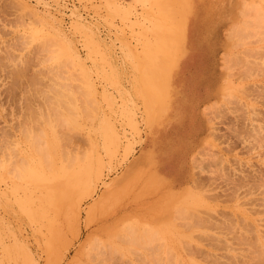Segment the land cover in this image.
I'll use <instances>...</instances> for the list:
<instances>
[{
    "label": "rangeland",
    "instance_id": "1",
    "mask_svg": "<svg viewBox=\"0 0 264 264\" xmlns=\"http://www.w3.org/2000/svg\"><path fill=\"white\" fill-rule=\"evenodd\" d=\"M241 2L0 0V264H73L86 237L121 236L128 220L154 238L133 255L118 240L107 264L251 262L264 239V33L241 32L242 59L225 67ZM73 144L95 160L89 196L73 189L76 157L58 170Z\"/></svg>",
    "mask_w": 264,
    "mask_h": 264
},
{
    "label": "bare ground",
    "instance_id": "2",
    "mask_svg": "<svg viewBox=\"0 0 264 264\" xmlns=\"http://www.w3.org/2000/svg\"><path fill=\"white\" fill-rule=\"evenodd\" d=\"M242 2H241V5H240V9L238 10L239 11V15H240V18H241V21L239 22V23H234V24H232L231 26H230V28L228 29V36H227V39L228 40H231L232 39V41L234 40L235 42H233L234 43V47L235 48H233V49H235L234 50V53H233V56L231 55V53L230 54H227V53H223V55H222V62H223V64L225 65V67L227 68L228 66H231V64L233 63H237L240 59H242L241 58V56H240V49H239V47L242 45V39L239 37L240 35H242V33L241 32H243V34H247V33H250V31H252L251 29H252V27L253 26H255V25H258V26H261V25H263L262 27H263V33H264V5L261 7L260 6V4H259V2H258V0L255 2V1H248V0H241ZM263 1V0H262ZM249 12V19H248V21L247 20H245V16H246V14ZM233 47V46H232ZM232 49V50H233ZM248 51H251L250 49H248ZM71 57L73 58V60H74V62H76V61H78L74 56H72V54L70 55L68 52L66 53V55H65V58L67 59V60H71ZM244 61H246V59H244ZM229 62H231V64L229 63ZM232 64V65H233ZM88 135V134H87ZM56 138V137H55ZM88 138H89V136H88ZM58 140V139H57ZM59 140H61L60 138H59ZM89 141V140H88ZM58 142H60V141H58ZM58 142L56 141V143L58 144ZM62 143V142H61ZM71 143V142H70ZM90 143V142H89ZM55 144V147L57 148V147H59V145L60 144ZM57 145V146H56ZM62 145V144H61ZM61 145H60V147H61ZM67 145H69V141H68V144ZM76 144H73L72 146L70 145V147L68 146H66L68 149H61L60 150V152L62 153L63 151H64V153H60L59 152V150H58V152L60 153L59 154V156L60 155H62L63 157H65L63 160H65L66 159V167H67V164H68V167L66 168L65 166H63V164H60L61 166L59 167L60 169H58V170H61L60 172H68L69 171V167H70V165H71V163L73 162V163H75L74 161L76 160L75 159V157L77 158V160H79L80 161V163L79 162H76V165H74V166H72L71 165V168H70V171H71V175L73 176V178H74V185H73V189H76L77 190V193H80L81 195H90V193H91V191H92V188H93V184H94V179L96 178V172H97V170H95L96 168H95V160L92 158V157H88L87 159H85V160H80L78 157H77V155H75L74 154V156H72V152H73V150H71V148H74V146H75ZM81 145V144H80ZM78 146V145H77ZM60 147H59V149H60ZM81 148V150H82V146H80ZM77 149V148H76ZM66 151V152H65ZM84 151V150H83ZM94 151V150H93ZM41 153H43V151L41 150L40 151ZM93 153V152H92ZM92 156V155H91ZM69 157V158H68ZM70 157H72L73 159H71ZM67 159H69V161L67 160ZM74 160V161H73ZM69 162H70V165H69ZM58 168V167H57ZM65 169V170H64ZM57 170V169H56ZM58 170H57V172H58ZM64 170V171H63ZM68 170V171H67ZM69 171V172H70ZM58 174V173H57ZM59 174H61V173H59ZM63 175V174H62ZM61 175V176H62ZM67 176H70V175H67ZM250 183V182H249ZM248 183V184H249ZM247 184V183H246ZM250 185H251V183H250ZM262 200H263V198H262ZM261 200V198H260V201H262ZM259 201V202H260ZM258 202V201H257ZM264 202V201H263ZM262 202V203H263ZM261 203V202H260ZM259 203V204H260ZM260 204L261 206H263L264 205V203L263 204ZM77 209V208H76ZM120 217V216H119ZM125 217V216H124ZM123 218V217H122ZM122 218H120V219H122ZM126 218V217H125ZM128 220V219H127ZM88 221V220H87ZM115 221V220H114ZM120 223V222H119ZM248 223H250V222H248ZM247 223V224H248ZM123 224V223H122ZM247 224H245V225H247ZM255 224V223H254ZM230 225L231 224H229V227H230ZM241 225V224H240ZM242 225H244V223L242 224ZM86 226H88V224L86 225ZM148 223L147 224H144V228H142V230H139V229H137V227H135V225H133L132 224V221L130 220H128V221H125L124 222V224H123V228L121 227V225H120V227H121V229L122 230H126V232L125 233H122V235L121 236H117L118 234H116L115 232H113L112 231V229L113 228H110V229H106V228H104V229H106V230H103V228H102V230L101 231H99L97 234L95 233L94 234V232H93V235H90V236H88V237H86L85 238V240H84V242L82 243V245H81V251H80V253H78L77 255H75V258L77 259H75L76 261H75V263H73V264H105L104 262H106V264L108 263V262H110V260L112 259V257H111V253L110 252H108V250H111V249H116L117 247V242L119 243V241L118 240H124L125 242V245L127 246V248H128V250L129 251H131V254L133 253V247H134V243H136V245H137V243H138V240H141V241H148V242H151L152 240H153V238H154V236H152V234H155L154 232H151L150 230H148ZM223 226V225H222ZM221 226V227H222ZM226 226H228V225H226ZM232 226H233V224H232ZM250 226H251V228L253 227V224L251 225V223H250ZM119 227V226H118ZM234 229L236 230V226L234 225ZM240 228H243V227H241V226H239ZM238 227V228H239ZM84 228H87V227H84ZM117 228V227H116ZM224 228V227H223ZM228 228V227H227ZM231 228V227H230ZM233 228H231V230H233V237L234 238H230L231 240H233L234 239V241H235V238H237V236L235 237L234 235H236L235 233H234V230ZM246 229L247 228H245V231H246ZM249 229V231H250V228H248ZM254 228H252L251 229V231H250V233L249 234H259L258 233V231L255 233L254 231H255V229L253 230ZM224 230V229H223ZM222 230V231H223ZM77 231V230H76ZM98 231V230H97ZM118 231H119V229H118ZM228 231H230V229L228 228ZM254 233H253V232ZM260 231V230H259ZM241 232H242V229H241ZM244 232V231H243ZM77 233V232H76ZM222 233V232H221ZM226 232L224 231L222 234H225ZM236 233H237V231H236ZM245 233V232H244ZM246 233H247V231H246ZM81 233H80V231H78V233H77V235H75V236H79ZM231 234H232V232H231ZM239 234H240V231H239ZM242 234V233H241ZM246 234H244L243 235V237L245 236ZM254 235H253V237H254ZM151 236H152V240H151ZM239 236H241V235H239ZM238 236V238H240ZM248 236H250V235H248ZM259 236H260V234H259ZM262 236V235H261ZM261 236L260 237H258V235H256V237H254V238H252V241H253V239H254V241H253V245L251 246L252 248H256L257 247V251L256 252H258L257 254H251L252 252L254 253L255 252V250L256 249H253L252 250V248H250V249H248L249 250V252L251 251V253L249 254V255H251V257H249V260H248V263L249 264H264V241H262V240H264V239H262L261 238ZM252 237V236H251ZM263 237V236H262ZM248 238H250V237H247V239ZM243 239V238H242ZM262 239V240H261ZM50 240H51V238H50ZM50 240H49V242H50ZM249 240V239H248ZM248 240H246V242L248 241ZM141 241H139V243H141ZM237 241L238 242H240L241 243V241H243V240H238V239H236V243H237ZM250 242H251V240H249ZM51 242H53V240H51ZM121 243H123V242H121ZM138 243V244H139ZM242 244H244L243 242H242ZM250 244L248 245V247H250ZM51 245V244H50ZM121 245H123V244H120L119 246H121ZM230 245V244H229ZM228 244H227V247L228 248H231L232 246H229ZM232 245H234V243L232 244ZM238 245V244H237ZM246 245V244H245ZM52 246H55L54 245V242H53V244H52ZM133 246V247H132ZM241 246H243V245H241ZM255 246V247H254ZM51 247V246H50ZM49 247V248H50ZM52 249L54 248V247H51ZM56 248V247H55ZM54 248V249H55ZM241 248V247H240ZM247 248V247H246ZM53 249V250H54ZM119 249V248H118ZM56 250V249H55ZM133 250V251H132ZM58 251V250H57ZM78 251V252H79ZM122 251V250H121ZM234 251H235V249H234ZM245 251L246 252H248L246 249H245ZM244 251V252H245ZM255 252V253H256ZM50 253V252H49ZM52 254H54L53 253V251L51 252ZM50 253V254H51ZM242 253H243V249H242ZM228 254V253H227ZM226 254V255H227ZM230 254V253H229ZM228 254V255H229ZM244 254V253H243ZM55 255H57V254H55ZM133 255V254H132ZM231 255H233V254H231ZM231 255H229V257L231 256ZM248 255V254H247ZM255 255L257 256L256 258H255ZM48 256H49V254H48ZM113 257H114V255H112ZM242 256V255H241ZM227 257V256H226ZM235 256L233 255V258H234ZM252 257H254L255 259H256V262H255V260L252 258ZM49 258V257H48ZM54 258H55V256H54ZM129 258V257H128ZM236 258V257H235ZM241 258H243V257H241ZM231 259H232V256H231ZM251 259H253V260H251ZM48 260V259H47ZM233 260V259H232ZM231 260V261H232ZM247 261V259H246V256H245V259H244V261ZM108 261V262H107ZM113 261V260H112ZM234 261H236V260H234ZM234 261H232V262H234ZM243 261V260H242ZM47 262V261H46ZM113 262H115V261H113ZM112 263V262H111ZM238 263H240V260L238 261ZM238 263H236V264H238ZM247 263V262H246ZM46 264H56V258H55V260H54V263L53 262H47ZM110 264V263H109ZM232 264H234V263H232ZM243 264V263H242ZM244 264H245V262H244Z\"/></svg>",
    "mask_w": 264,
    "mask_h": 264
}]
</instances>
